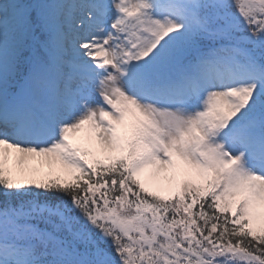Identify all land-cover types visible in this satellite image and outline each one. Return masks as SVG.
Masks as SVG:
<instances>
[{"label": "snow or ice", "instance_id": "1", "mask_svg": "<svg viewBox=\"0 0 264 264\" xmlns=\"http://www.w3.org/2000/svg\"><path fill=\"white\" fill-rule=\"evenodd\" d=\"M0 264H264V0H0Z\"/></svg>", "mask_w": 264, "mask_h": 264}, {"label": "rangeland", "instance_id": "2", "mask_svg": "<svg viewBox=\"0 0 264 264\" xmlns=\"http://www.w3.org/2000/svg\"><path fill=\"white\" fill-rule=\"evenodd\" d=\"M83 133H77L76 134V139H79L80 137H82Z\"/></svg>", "mask_w": 264, "mask_h": 264}]
</instances>
